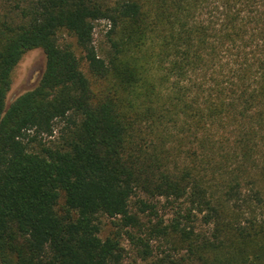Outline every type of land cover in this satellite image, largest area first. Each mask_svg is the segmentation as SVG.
Masks as SVG:
<instances>
[{"label":"trees","instance_id":"obj_1","mask_svg":"<svg viewBox=\"0 0 264 264\" xmlns=\"http://www.w3.org/2000/svg\"><path fill=\"white\" fill-rule=\"evenodd\" d=\"M207 1L0 0V264H122V235L147 264H264V0L200 21ZM34 49L44 71L6 106ZM138 193L184 203L209 236L158 222L149 235L185 254L150 260L128 230ZM102 217L118 221L105 238Z\"/></svg>","mask_w":264,"mask_h":264},{"label":"rangeland","instance_id":"obj_2","mask_svg":"<svg viewBox=\"0 0 264 264\" xmlns=\"http://www.w3.org/2000/svg\"><path fill=\"white\" fill-rule=\"evenodd\" d=\"M220 11V0H209L205 3H202L201 6L196 11V18H199L200 21L205 22H216L219 17ZM108 29V23L106 21H98L95 23V28L93 30V44L96 49L104 48L105 44V34ZM62 40L67 42L74 41L66 36H63ZM45 55L41 49H34L26 52L16 67L14 68L11 74V85L10 90L6 97V106L13 102L18 96L23 93L34 89L37 85L43 71L45 68ZM188 80V78H187ZM187 80L185 82H187ZM184 82V81H183ZM172 85L171 82H167L164 85V92L169 93L171 91ZM62 125L58 124L55 126L54 133L52 137H43V141L48 142L50 140L58 139L59 130ZM180 138H185L183 133H179L180 129L172 130ZM182 147L181 149L187 151L190 146V143L187 139H182L180 142ZM195 146V144H194ZM182 154V158L179 160V163L188 162V159H185V154ZM142 200L147 202L149 205L154 206L153 209L145 211V213H140L138 207L135 205V202ZM131 212L137 214L140 218L141 231L137 229H128L136 237L144 239L145 242H148L149 252L152 254L150 260H157L161 258L164 254H177L176 258L180 259V256L185 254L184 250L173 251L172 246L163 240V238H158L155 236H150V229L160 222L162 225L170 224L174 219H178L182 222V225H191L196 230L197 233H205L209 236L211 229L204 225L201 215H190L189 219H184V217L178 216V213L181 216L185 215V209L187 205L184 203H176L171 201H166L164 198L149 199L145 195L138 193L131 201ZM102 228L100 236L102 238L111 236L114 232L117 231L114 223L118 222L114 219H109L107 217L101 218ZM122 246L125 249V258L122 264H147L140 260L137 257L139 250H141L140 245L135 241L129 240L125 235H122L121 238Z\"/></svg>","mask_w":264,"mask_h":264}]
</instances>
